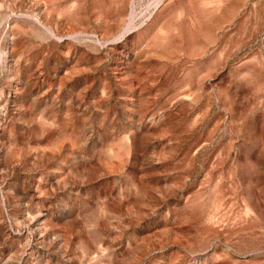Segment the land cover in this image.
Segmentation results:
<instances>
[{
  "label": "rangeland",
  "instance_id": "rangeland-1",
  "mask_svg": "<svg viewBox=\"0 0 264 264\" xmlns=\"http://www.w3.org/2000/svg\"><path fill=\"white\" fill-rule=\"evenodd\" d=\"M0 264H264V0H0Z\"/></svg>",
  "mask_w": 264,
  "mask_h": 264
}]
</instances>
